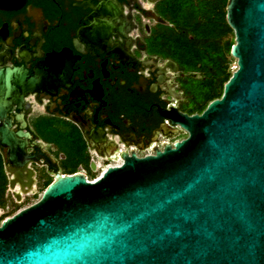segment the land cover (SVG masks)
<instances>
[{"label": "water", "instance_id": "1", "mask_svg": "<svg viewBox=\"0 0 264 264\" xmlns=\"http://www.w3.org/2000/svg\"><path fill=\"white\" fill-rule=\"evenodd\" d=\"M226 22L237 67L221 97L200 114H164L187 136L121 154L91 181L57 176L0 222V264H264V0H228Z\"/></svg>", "mask_w": 264, "mask_h": 264}, {"label": "flooded vegetation", "instance_id": "2", "mask_svg": "<svg viewBox=\"0 0 264 264\" xmlns=\"http://www.w3.org/2000/svg\"><path fill=\"white\" fill-rule=\"evenodd\" d=\"M161 1L26 0L0 9V102H9L0 140L12 136L20 164L0 145L6 200L42 194L57 176L93 180L121 154L145 156L187 136L164 114L201 113L189 112L193 97L182 89L197 72L149 53L159 28H175Z\"/></svg>", "mask_w": 264, "mask_h": 264}, {"label": "trees", "instance_id": "3", "mask_svg": "<svg viewBox=\"0 0 264 264\" xmlns=\"http://www.w3.org/2000/svg\"><path fill=\"white\" fill-rule=\"evenodd\" d=\"M227 1L163 0L160 3L161 15L175 28H159L148 42L149 53L174 61L182 72L201 74L200 78L188 79L182 85L186 95L193 97L190 113H200L209 102L220 98L232 74L228 55L234 42L225 40L233 34L226 22ZM5 188L6 177L0 162L1 208L7 203Z\"/></svg>", "mask_w": 264, "mask_h": 264}, {"label": "rangeland", "instance_id": "4", "mask_svg": "<svg viewBox=\"0 0 264 264\" xmlns=\"http://www.w3.org/2000/svg\"><path fill=\"white\" fill-rule=\"evenodd\" d=\"M225 40L232 41V42L235 43L234 33L231 34L227 39L225 38ZM223 42H221V44ZM228 59H230L229 71L232 73L233 71L236 70V67H237L236 66V59L231 57V55H228ZM195 76L197 78H200L201 74L197 73ZM51 137H49V140L51 139ZM40 194H41V189L38 191V193L36 195L37 197L36 196L33 197V195L30 194V195H27L24 198H21V199H19L17 201L16 200H14V201L7 200L6 206L3 208V210H0V219L3 218V216H6V215L12 216L13 214H15L20 209H22L24 207H27L30 204L34 203L39 198ZM5 218H7V217H4L2 220H4Z\"/></svg>", "mask_w": 264, "mask_h": 264}, {"label": "built area", "instance_id": "5", "mask_svg": "<svg viewBox=\"0 0 264 264\" xmlns=\"http://www.w3.org/2000/svg\"><path fill=\"white\" fill-rule=\"evenodd\" d=\"M107 166H109V165H107ZM94 180V179H93ZM89 181H91V180H89Z\"/></svg>", "mask_w": 264, "mask_h": 264}]
</instances>
